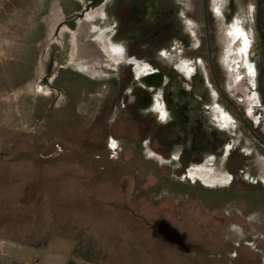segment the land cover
Masks as SVG:
<instances>
[{
  "label": "rangeland",
  "instance_id": "rangeland-1",
  "mask_svg": "<svg viewBox=\"0 0 264 264\" xmlns=\"http://www.w3.org/2000/svg\"><path fill=\"white\" fill-rule=\"evenodd\" d=\"M85 1L0 0V245L75 248L91 264H253L255 254L264 264V0H248L252 60L233 24L228 37L218 14L212 22L210 82L240 115L220 94L204 102L195 52L180 43L162 48L180 54L181 73L145 54L166 77L147 104L134 78L149 66L121 68L110 0L74 19ZM189 8L203 23L202 0ZM179 87L190 92L185 110ZM195 125L214 143L203 135L190 149ZM218 135L228 141L216 152ZM163 221L189 250L159 235Z\"/></svg>",
  "mask_w": 264,
  "mask_h": 264
},
{
  "label": "flooded vegetation",
  "instance_id": "flooded-vegetation-1",
  "mask_svg": "<svg viewBox=\"0 0 264 264\" xmlns=\"http://www.w3.org/2000/svg\"><path fill=\"white\" fill-rule=\"evenodd\" d=\"M89 1L90 3L86 7L80 3L82 8L75 11L74 14L81 13L79 16H84L88 11H90V9H92V6L95 3L101 0ZM108 1L109 0H106V2ZM110 2L111 3L108 9L115 28L111 40L120 54V59H122L124 56L125 59L123 60L126 61H124V63L121 65V68L127 70L130 73H136V71H134L135 64L141 62L149 66V69L144 72L147 73L146 75L139 76L138 78L134 76L136 77L134 79L137 80L142 89L145 90L143 93L145 94L144 96L148 98L147 104H150L153 98L156 97L155 91L163 89L166 86V77L164 74L165 72L161 70L160 67L155 68L150 62L145 61V54L151 51L157 53L159 57L169 60V62L171 61V64L172 62L174 63V65L172 64L173 73H181L180 65L178 68H176V65L182 63L180 54L177 52L170 54L171 51H169L168 59L164 57L167 55L164 54L163 49L165 48H162L164 46H171L170 49H173L172 46L176 47V45L180 43L188 46L190 52H195L193 56L196 58L191 59V62H193L192 65H194V75H192V78H194V80H198V83H201L200 92L206 100L204 102H209L210 98H213V101H215V98L217 97L216 94H220L221 99L223 98L226 100L228 107H231L240 115L238 107L235 105V103L225 97V95L222 93V89L216 84V82L213 81L215 83L214 85H212L210 82V77L213 80L216 73L212 53L214 37L211 35L213 34L211 32V27H214L212 22L214 21L215 23L214 19L217 17L216 14H218L219 18L221 17L222 21L224 22L223 27L225 29V34H227L229 37L228 29L233 24L234 28H232L235 30L233 35L239 37L242 36L241 38H238L240 40L239 42L242 47L249 46L247 50V56L250 58V60H252L256 54L253 51V45L257 37L255 7L253 4H249L248 0H216V5L214 8H212V6L210 7L208 5V0H202L204 6V21L203 23L199 24L197 15L195 13H191L189 8V0H110ZM195 6L198 7V4ZM198 24L202 26L204 32L199 30ZM198 42H200L199 46H206L209 63V68L207 69L202 66V60L197 59L199 48L196 46V44ZM176 51L178 50L176 49ZM122 73H124V71H122ZM207 73H210V75ZM248 73L251 72L249 71ZM189 93L190 92L187 87H179L177 89L175 100V106L177 110L187 109L186 99L189 96ZM140 96L143 95L138 94V97ZM167 96L168 98H165V102L168 105V103L172 101V98L171 94ZM223 110H225V108H223ZM185 117V114L181 116V113L178 111V119L182 118V120H180L181 122ZM203 135L207 140L206 142L211 144L214 143V141L209 139L210 136L208 137L207 133L204 132L200 125H195L192 133V142L189 146L190 149L197 146L196 140L199 138L200 141L204 140ZM216 141L218 143L215 145L217 147L215 151L219 152L221 148H223L222 151H224L226 146H224L223 143H227L228 136L223 135V139H220L218 135V137H216ZM212 148L213 145L209 147V150L211 151ZM203 151L204 150H200L199 152ZM183 238L185 246L188 249H185L177 244L173 245L187 251L189 250V247L186 245L185 236H183ZM242 256L243 253H240L239 257ZM242 258L244 259V257ZM253 264H261V258L259 255L255 254Z\"/></svg>",
  "mask_w": 264,
  "mask_h": 264
},
{
  "label": "crops",
  "instance_id": "crops-1",
  "mask_svg": "<svg viewBox=\"0 0 264 264\" xmlns=\"http://www.w3.org/2000/svg\"><path fill=\"white\" fill-rule=\"evenodd\" d=\"M74 251L75 248L8 243L0 245V264H91L75 256Z\"/></svg>",
  "mask_w": 264,
  "mask_h": 264
},
{
  "label": "water",
  "instance_id": "water-1",
  "mask_svg": "<svg viewBox=\"0 0 264 264\" xmlns=\"http://www.w3.org/2000/svg\"><path fill=\"white\" fill-rule=\"evenodd\" d=\"M159 235H161L165 240L172 244H177L185 249H188L185 246L183 236L173 228L169 223L163 221L157 226Z\"/></svg>",
  "mask_w": 264,
  "mask_h": 264
},
{
  "label": "bare ground",
  "instance_id": "bare-ground-1",
  "mask_svg": "<svg viewBox=\"0 0 264 264\" xmlns=\"http://www.w3.org/2000/svg\"><path fill=\"white\" fill-rule=\"evenodd\" d=\"M85 1V0H84ZM87 1V2H86ZM85 3L88 5L90 3L89 0H86ZM79 2H82V1H79ZM85 5V4H84ZM86 5V6H87ZM81 13H77L76 16L74 17V19H76ZM78 19V18H77ZM65 23V22H64ZM113 64V63H112Z\"/></svg>",
  "mask_w": 264,
  "mask_h": 264
},
{
  "label": "trees",
  "instance_id": "trees-1",
  "mask_svg": "<svg viewBox=\"0 0 264 264\" xmlns=\"http://www.w3.org/2000/svg\"><path fill=\"white\" fill-rule=\"evenodd\" d=\"M31 246H33V245H31ZM44 246H46V245H44ZM36 247H40V246H36ZM42 247V246H41ZM74 255L75 256H77V251H76V249H75V251H74ZM88 261V260H87Z\"/></svg>",
  "mask_w": 264,
  "mask_h": 264
},
{
  "label": "snow or ice",
  "instance_id": "snow-or-ice-1",
  "mask_svg": "<svg viewBox=\"0 0 264 264\" xmlns=\"http://www.w3.org/2000/svg\"><path fill=\"white\" fill-rule=\"evenodd\" d=\"M113 147H115V144L113 143V145H112Z\"/></svg>",
  "mask_w": 264,
  "mask_h": 264
}]
</instances>
